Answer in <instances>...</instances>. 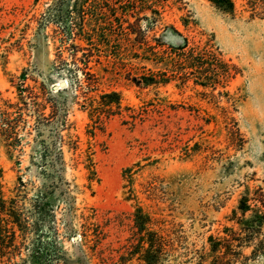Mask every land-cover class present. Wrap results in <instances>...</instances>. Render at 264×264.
<instances>
[{
  "label": "rangeland",
  "instance_id": "rangeland-1",
  "mask_svg": "<svg viewBox=\"0 0 264 264\" xmlns=\"http://www.w3.org/2000/svg\"><path fill=\"white\" fill-rule=\"evenodd\" d=\"M234 2L230 13L209 0H0L1 97L17 101L10 80L24 73L57 109L39 130L21 124L16 149L0 134V264H197L208 237L233 225L242 196L264 192V0ZM99 9L105 16L96 21ZM76 11L89 20L90 43L70 33L83 24L74 25ZM184 38L238 69L207 87L195 77L142 83L172 73L167 60ZM70 44L93 50L97 83L88 94L76 91L65 63ZM107 93L121 105L105 109L92 136L86 98ZM59 132L82 151L92 146V189L66 147L62 179L36 163L39 140ZM52 182L40 209L36 198ZM158 231L167 239L159 260L148 244ZM248 264H264V254Z\"/></svg>",
  "mask_w": 264,
  "mask_h": 264
},
{
  "label": "trees",
  "instance_id": "trees-1",
  "mask_svg": "<svg viewBox=\"0 0 264 264\" xmlns=\"http://www.w3.org/2000/svg\"><path fill=\"white\" fill-rule=\"evenodd\" d=\"M209 1L224 11L235 12L236 6L234 0ZM104 16V12L100 9L99 12L91 14V17L95 18L96 21H100L101 17ZM86 18L80 12L77 14L76 11L74 16L76 22H73L74 25H77L80 20L83 24L77 29L71 26L70 33L75 36H83L90 43L92 39L88 36L91 33L89 29L88 31L85 29V23L89 22ZM101 22L98 24L100 27H102ZM188 42V39L184 38V43L176 47L174 51H171L172 55L168 58L167 64L170 65L172 73L169 74V71L162 72L160 78H157L156 74L152 78L144 76L142 78L145 81L142 83H167L172 76L179 77L182 82H185L189 78L195 77L196 84L207 87L209 84L213 85L221 82V80H228L232 75L231 69H238L235 65L231 67L213 51L200 50L197 46H189ZM70 46H72L73 50L71 53L72 65L71 63L68 64L63 58V51H60L58 56L70 67L68 70L73 72L74 79L76 80L74 82L76 91L88 94V92L96 89L94 87L97 83V75L92 71L93 67L91 66V59L94 55L93 50L75 44H70ZM79 52H82V55H79ZM152 53L158 57L157 51ZM79 72L83 74L82 79L78 75ZM15 78H17V81ZM10 82L16 88L17 101L13 102L9 99H3L0 92V101L2 102L0 104V134L8 148L13 150L21 142V124H23V127L29 129L28 133L32 129L39 130L40 126L48 123L51 124L57 118V109L52 105L51 99L43 98V92L36 91L35 87L27 84L26 74L23 73L18 77H14ZM65 88L67 87H61L59 91ZM76 96L78 97L77 94ZM86 99L90 100V105L93 106V117H96L95 124L89 130V133L93 136L95 129L98 127L96 123L102 120V113H105V109L113 105L119 108L121 98L118 93H107L101 95V101H96L94 97ZM48 107H51L49 113L46 112ZM25 116H29L33 120V123L31 124ZM62 127L63 129H69L66 120H63ZM65 136L59 132L55 141L39 140L40 145L38 148L40 156L36 160V163L41 165L45 171H53L52 176L55 177L56 181L62 179L60 169H66L67 163L64 157V148L66 147L73 154V165L77 167L79 164H82L84 169H86L89 180L88 188L92 189V182L97 177L92 146L82 151L78 138H74L73 135ZM53 142L55 144L56 142L58 143L56 150L52 148ZM52 185L53 182L47 190H40L36 198V206L40 209H45L49 205V195L52 191ZM67 192L70 194L71 190ZM71 197L74 198L73 195ZM229 221L233 223L232 226H225L218 236L210 235L208 237V250L200 252L197 264H248L257 256L264 254V192L261 188L255 190L252 196H250V193H245L242 196L237 208L229 216ZM145 225L146 223L143 222V227ZM151 234L152 238L148 242L149 249L153 252V256L158 257L159 260L166 250L167 239L159 231ZM84 236L87 238V234H84ZM142 241H145V239L142 238ZM248 248H251V252L249 255H246L244 254V250ZM153 262L154 259L148 263Z\"/></svg>",
  "mask_w": 264,
  "mask_h": 264
},
{
  "label": "water",
  "instance_id": "water-1",
  "mask_svg": "<svg viewBox=\"0 0 264 264\" xmlns=\"http://www.w3.org/2000/svg\"><path fill=\"white\" fill-rule=\"evenodd\" d=\"M66 85H67L66 81H61L59 84V87H65ZM56 87H58V86H56Z\"/></svg>",
  "mask_w": 264,
  "mask_h": 264
}]
</instances>
